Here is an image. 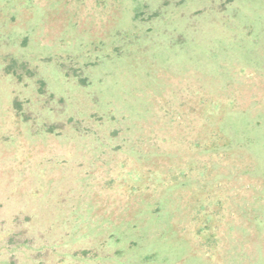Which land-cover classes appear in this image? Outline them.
<instances>
[{
  "label": "rangeland",
  "instance_id": "1",
  "mask_svg": "<svg viewBox=\"0 0 264 264\" xmlns=\"http://www.w3.org/2000/svg\"><path fill=\"white\" fill-rule=\"evenodd\" d=\"M0 264H264V0H0Z\"/></svg>",
  "mask_w": 264,
  "mask_h": 264
}]
</instances>
